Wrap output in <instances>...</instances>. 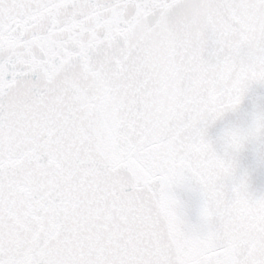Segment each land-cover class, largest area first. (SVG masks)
<instances>
[{"label":"snow or ice","instance_id":"6c2138e0","mask_svg":"<svg viewBox=\"0 0 264 264\" xmlns=\"http://www.w3.org/2000/svg\"><path fill=\"white\" fill-rule=\"evenodd\" d=\"M0 264H264V0H0Z\"/></svg>","mask_w":264,"mask_h":264}]
</instances>
